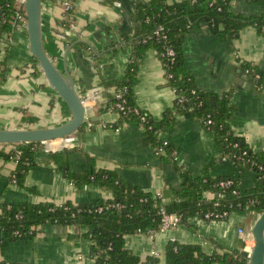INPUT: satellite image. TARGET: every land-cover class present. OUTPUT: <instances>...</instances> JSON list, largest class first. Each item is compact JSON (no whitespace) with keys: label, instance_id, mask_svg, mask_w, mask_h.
I'll return each instance as SVG.
<instances>
[{"label":"crops","instance_id":"obj_1","mask_svg":"<svg viewBox=\"0 0 264 264\" xmlns=\"http://www.w3.org/2000/svg\"><path fill=\"white\" fill-rule=\"evenodd\" d=\"M117 1L115 6L103 0H76V29L69 41L54 30L60 8L52 3L42 7V39L47 54L58 68H67L80 95L92 94L96 100L122 76L130 52V48L124 47L104 51L111 41L127 36L132 27V2ZM175 1L179 0H170ZM231 9L250 15L262 11L263 7L256 2L233 0ZM15 33L20 38L24 36L22 45H15L18 42ZM15 33L0 52V61L6 58V65L11 69L6 81L0 83V128L49 127L66 122L70 118L67 106L57 99L41 74L33 76L27 69L32 57L27 49L26 31ZM181 46L184 65L197 88L207 92L209 100L213 98L211 102L215 95L229 93L233 103L230 120L233 133L243 138L252 149L264 150V91L247 80L240 70V63L245 60L264 71V33L253 26H244L230 43L223 36L202 27L185 34ZM17 49L19 53H16ZM132 90L136 105L153 120H160L164 111L172 107L175 94L153 48L144 51ZM97 108L92 116L94 121L99 118V122L117 120L116 113L100 116ZM26 116H35L37 121L28 122ZM160 138L168 140L177 149L176 164L194 174H199L204 164L219 154L213 134L187 110L176 116L174 125ZM50 145H54L52 140L48 142ZM77 145L95 156V169H108L128 185L160 192L166 202L173 199L172 190L179 187L180 178L174 163L168 158L162 159L161 154L145 141L144 130L138 124H127L118 130L97 125L93 129H84ZM47 149L43 147L37 151L35 164L28 170L24 181L26 186H34L38 192L8 180L15 163L0 159V199L78 204L112 195L110 188L97 184L75 185L55 169ZM91 168L83 155L74 153L70 163L73 173H83ZM210 174H230L245 187L254 185L252 174L240 170L229 160L215 162ZM243 213L245 215L240 216L233 213V219L218 222L193 217L190 226L180 224L155 235H126L125 244L141 258L151 254L152 250L157 251L162 263L165 246L170 240L198 243L207 252L213 249L211 239L241 248L237 228L247 231L258 215L251 210ZM82 232L83 229L75 226L55 224L41 225L30 240L5 238L0 232V261L93 264L92 242L78 235Z\"/></svg>","mask_w":264,"mask_h":264},{"label":"trees","instance_id":"obj_2","mask_svg":"<svg viewBox=\"0 0 264 264\" xmlns=\"http://www.w3.org/2000/svg\"><path fill=\"white\" fill-rule=\"evenodd\" d=\"M4 1L10 0H0V3ZM112 1L103 0L106 3ZM232 1L137 0L134 3L132 27L128 35L118 41H111L104 49L107 51L117 47L130 48L131 59L126 62L122 76L114 81L111 89L103 92L97 108L100 116L108 112L117 114V120L113 125L141 123L144 127L145 141L157 152L163 148L162 159L168 158V155L177 149L171 144L163 146L158 133L172 127L176 116L187 110L200 119L206 129L213 134L219 149L218 156L209 159L199 174H194L190 169L174 161L180 184L178 188L172 190L173 199L166 202L154 192L126 184L108 169H95V156L83 151L78 145L50 151L48 154L55 169L75 185L97 184L110 188L112 195L94 202L78 204L68 201L60 204L52 201L10 202L0 199V232L5 238L30 240L37 234L41 225L75 226L83 229L78 235L92 242L93 264H245V257L239 248L229 247L212 239L209 242L213 249L209 252L198 243L170 240L164 249L163 263L159 255L149 254L141 258L125 244L126 235L146 233L149 230L158 231L161 208L168 213L179 214L181 224L188 226L191 225V218L205 219L204 215L208 212H227L231 215L248 209L259 214L264 209V150L252 149L243 138L233 133L230 126L233 116L231 95L229 93L215 95L211 102L209 94L195 85L182 57V38L197 28L205 27L210 32L223 36L230 43L244 26H253L264 33V0H246L263 7L262 11L250 15L233 11ZM59 14L54 30L69 41L70 35L76 29L75 12L61 10ZM159 26H162V30L156 35ZM1 28L11 27L5 24ZM147 48L155 50L164 68L167 83L175 94L172 107L164 111L160 120H153L145 110L136 105L132 90L137 80L139 63ZM167 48H172L175 52L172 61L166 55ZM27 69L33 76L40 75L34 58L30 59ZM240 70L247 80L264 91V71L245 60L240 63ZM10 72L6 58L2 59L0 83L6 81ZM257 74L259 77H256ZM112 89L123 91L124 113L117 108L119 99L115 97ZM141 117H144V120ZM25 120L35 122L37 118L26 116ZM99 120L101 118L93 121L94 124ZM84 129L85 124L77 131L78 140ZM40 147L39 142L0 144V159L12 160L15 163L8 180L17 186L38 192L34 186H26L24 181L28 170L35 164V155ZM74 153L83 155L88 167L92 166L91 170L73 173L70 163ZM225 160L233 162L240 170L249 171L254 179V185L245 187L230 174L212 176L210 169L214 163ZM228 178L232 179L233 183L222 189L218 183ZM214 193H222L223 196L220 199L209 196ZM216 201H219V205L215 204ZM98 208L101 210L98 211ZM228 217L213 221H224ZM207 220L212 221V218ZM0 264L24 263L2 260Z\"/></svg>","mask_w":264,"mask_h":264},{"label":"water","instance_id":"obj_3","mask_svg":"<svg viewBox=\"0 0 264 264\" xmlns=\"http://www.w3.org/2000/svg\"><path fill=\"white\" fill-rule=\"evenodd\" d=\"M25 9L29 54L36 60L37 70L45 83L55 92L57 99L67 106L70 118L66 122L49 127L0 128V144L41 142L66 136H72L74 144H77L76 133L83 126L85 115L80 94L67 68H58L45 50L42 39V0H26ZM212 99L210 97V100ZM246 232L253 238V246L249 254L239 248L240 253L248 256L247 264H264V209Z\"/></svg>","mask_w":264,"mask_h":264},{"label":"built area","instance_id":"obj_4","mask_svg":"<svg viewBox=\"0 0 264 264\" xmlns=\"http://www.w3.org/2000/svg\"><path fill=\"white\" fill-rule=\"evenodd\" d=\"M25 1L26 0H10V1H4V3H0V52H2L8 46L9 40L10 38L13 37V34L15 32L26 31L25 29H26L27 15H26V9H25ZM130 1L132 2V7L134 8V3L137 0H130ZM51 3L57 6L58 8H60V11L61 10H64V11L75 10V6H76V0H42V7L46 4H51ZM111 4L116 6L118 5V1L113 0ZM5 24L9 25L11 28L2 29L1 26ZM160 30H162V26L158 27L155 34L158 35ZM166 53H167L166 55L169 56L170 60L172 61L173 56L175 54L174 50L172 48H167ZM130 59L131 58H130V52H129L126 62L130 61ZM1 63H2V60L0 61V70L2 69ZM256 77H259V74H257ZM112 92L114 93L115 97L119 99V102L116 104L117 108L121 112L124 113L125 112V107H124L125 99L123 97L124 95L123 91L120 89H116V90L112 89ZM80 97H81V102L85 108V115H84L85 129H90L97 125V127L104 128V129L110 128V129L118 130L122 128L123 126L127 125L126 123L119 124V125H113L114 122L110 123V122H105L104 120L94 124L93 122L94 120L92 116H93V113L96 107H98V101L102 99V95L98 98V100H96V97L93 96L92 94H84V95H80ZM111 109L112 108H109V110ZM141 119L144 120V117H141ZM138 125H140L142 129H144L141 123ZM162 133L163 132H159L158 137L161 140L163 146H167L170 144V142L164 138H160ZM49 141L50 140L39 142L41 146L40 148L48 147L49 149L47 150H49L50 152V151H58L63 148H70L72 146L77 145V144H74V140L72 136L52 139V142L54 143V145H50V146H48ZM158 152L160 154L164 153L163 148H160V151ZM168 156H169L168 159L174 162L177 160L178 153L176 150H173ZM232 183H233V180L228 178V179L220 180L218 184L222 189H225L228 186H230ZM156 194L159 198H162L164 200L160 192H157ZM209 196L217 197L218 199H220L223 195L222 193H214V194H210ZM215 204L219 205V201H216ZM100 210L101 208H98V211ZM160 214H161V219H160V226H159L158 231H164L170 228H174L181 224L180 222L181 216L177 213H168L163 208H161ZM228 216L230 215L227 212H222V213L208 212L207 214L204 215V218L206 220L212 218V221H213V219H222ZM158 231L155 232V231L149 230L146 233L149 235H155V233H157ZM237 234L242 240L241 250L247 251L249 254L253 246V242H254L253 238L249 236L247 232L244 230V228L242 227L237 228ZM151 255L158 256L159 253L155 250H152ZM244 257H245V264H247L248 256H244Z\"/></svg>","mask_w":264,"mask_h":264},{"label":"rangeland","instance_id":"obj_5","mask_svg":"<svg viewBox=\"0 0 264 264\" xmlns=\"http://www.w3.org/2000/svg\"><path fill=\"white\" fill-rule=\"evenodd\" d=\"M17 35H18V34L15 33V37H16ZM18 37H19V36H17V41H18V42H17L15 45H22V41H23L22 38H23L24 36L21 37V38H20V37L18 38ZM13 46H14V45H13ZM16 53H19V49L16 50ZM60 69H61V68H60ZM232 214H233V213H232ZM232 214H231V217L229 216L228 218L233 219L234 216L245 215L243 212H234V214H235L234 216H233ZM228 220H229V219H228ZM224 221H226V220H224Z\"/></svg>","mask_w":264,"mask_h":264}]
</instances>
